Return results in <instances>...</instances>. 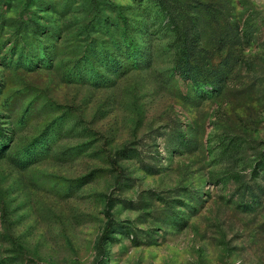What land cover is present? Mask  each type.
I'll return each instance as SVG.
<instances>
[{
  "label": "rangeland",
  "instance_id": "rangeland-1",
  "mask_svg": "<svg viewBox=\"0 0 264 264\" xmlns=\"http://www.w3.org/2000/svg\"><path fill=\"white\" fill-rule=\"evenodd\" d=\"M164 1L219 92L158 0H0V264H264V0Z\"/></svg>",
  "mask_w": 264,
  "mask_h": 264
},
{
  "label": "trees",
  "instance_id": "trees-1",
  "mask_svg": "<svg viewBox=\"0 0 264 264\" xmlns=\"http://www.w3.org/2000/svg\"><path fill=\"white\" fill-rule=\"evenodd\" d=\"M160 12L165 17V25L174 34L172 41L174 48V61L172 71L183 80H187L200 94H211L219 92L220 84L218 73L208 63L202 62V48L200 47V29L198 24L187 18L175 16L174 11L169 10L168 4L164 0H158ZM138 54H132L131 63L133 67H139L140 62L145 61L144 53L140 50ZM135 55V56H134ZM124 150L115 152V156L123 155ZM264 156V152L262 153ZM263 158V157H262ZM260 167L264 166V159ZM115 161V160H114ZM116 168V166H115ZM106 226L102 232L101 245L106 243L109 233L113 227L112 215L106 209Z\"/></svg>",
  "mask_w": 264,
  "mask_h": 264
}]
</instances>
